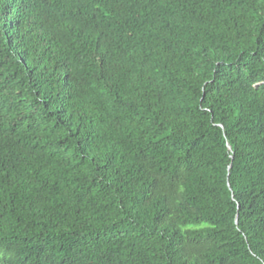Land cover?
I'll return each instance as SVG.
<instances>
[{
  "label": "trees",
  "instance_id": "trees-1",
  "mask_svg": "<svg viewBox=\"0 0 264 264\" xmlns=\"http://www.w3.org/2000/svg\"><path fill=\"white\" fill-rule=\"evenodd\" d=\"M0 264H264V0H0Z\"/></svg>",
  "mask_w": 264,
  "mask_h": 264
},
{
  "label": "water",
  "instance_id": "water-1",
  "mask_svg": "<svg viewBox=\"0 0 264 264\" xmlns=\"http://www.w3.org/2000/svg\"><path fill=\"white\" fill-rule=\"evenodd\" d=\"M228 148L230 149V145H228Z\"/></svg>",
  "mask_w": 264,
  "mask_h": 264
}]
</instances>
